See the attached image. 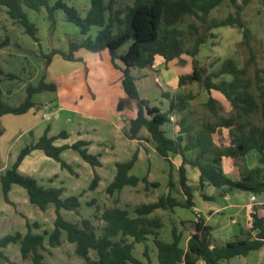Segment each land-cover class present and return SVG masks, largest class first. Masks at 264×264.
Listing matches in <instances>:
<instances>
[{
  "label": "trees",
  "instance_id": "obj_1",
  "mask_svg": "<svg viewBox=\"0 0 264 264\" xmlns=\"http://www.w3.org/2000/svg\"><path fill=\"white\" fill-rule=\"evenodd\" d=\"M226 0H134L132 6L125 9H115V0H90V8L86 15L82 16L75 6L69 5L65 0H0V6L6 7L9 16L22 24L26 32L36 41L38 28L31 22L25 8L41 11L46 8L48 19L52 27L57 24L58 11H64L66 20L76 24L81 33L86 37L81 42H71L69 51L54 49L45 58V71L37 85L27 87V97L19 105L13 106L5 101L4 92L0 86V136L4 134L1 118L7 114L23 115L32 109L40 110V104L33 101V96L42 92L58 91L56 82L48 81V69L55 55L71 62L80 60L76 53L85 49L93 53L108 51L114 68L122 73V87L126 98H120L117 105L119 112H124L128 102H134L137 106V116L129 121L125 129V136L130 140H145L142 132L147 130L150 134L149 141L155 144L156 152L170 164V177L174 165L172 155H181L182 165L178 169L179 185L186 197L185 201L177 198L161 196L156 202L136 206L132 212L128 208L113 207L102 213L105 222L103 232L99 236L91 219L82 218L80 221L71 222L64 218L62 211H73L79 214L82 206L83 195H71L64 198V188L44 187L38 179L20 171V165L24 159L35 150H41L46 156L61 164L62 168L72 174H76L72 164L63 158V152L72 149L80 154L82 159L91 167H101L100 155L92 154L85 140H78L72 145H56L57 139H68L69 133L62 131L58 136H50V127L36 141L25 146L18 155L16 162L4 173H0V183L4 200L14 205L10 199V192L14 184L26 189L29 200L41 211H47L51 205L55 206L56 218L54 229L36 233L34 229H40L37 222L30 223L27 220L28 232L23 234L16 232L0 238V261L6 260L9 264H18L12 261L3 250L9 245L19 244L22 258L31 259L33 264H44L46 240L52 248L63 244V234L67 233L68 242L75 244L76 254L83 258L87 264H144L134 256L137 243H144V256L148 264H152L151 247L148 244L150 238L158 251V264H196L203 260L206 264H219L222 260H230L237 256H246L250 252L258 251L264 247V216L257 211L252 213V226L246 238H236L225 245H216L213 239V228L206 223L204 218L197 220L181 221V226L189 230L191 237L187 248L182 247L183 231L176 225L172 227V241L162 239L164 220L162 217L153 216L158 209H173L185 207L193 209V189L188 184L187 166L200 170V188L205 189L206 183L222 193L234 190L249 192L260 196L264 194V168L259 166L249 168L245 163L246 156L256 151L261 165H264V124L254 125L250 121H242L255 112H261L264 120V78L258 76L256 88L258 95L251 90V82L247 79V69L240 68L233 58H227L222 62L220 69L215 72L200 64L198 59L202 46L210 39L216 37L215 29L223 27H238L243 30V43L249 49L254 58L253 31L244 18V9L254 0H229L235 8V12L225 18H212V12L222 6ZM264 5V0H260ZM108 14V15H107ZM186 17L195 19L188 25L189 34L194 39L190 48L186 46L185 33L180 24ZM92 27L100 30L95 38L90 36ZM128 45L126 52L120 50ZM183 55L192 58V73L179 77V86L183 87L191 83L201 84L209 93L213 90L221 92L236 110V116L222 119L217 122H206L197 131L194 126L182 127L184 130L177 138L168 136L164 128L171 122L170 114L175 111L184 112L188 108V98L178 96L170 103L169 112H163L158 106H152L150 101L143 98L138 88V77L134 70H152L156 58L161 56L166 65L183 60ZM184 63V60L182 61ZM0 74H4L0 69ZM224 76H230L231 79ZM216 79H220L216 81ZM208 106L213 113L217 112V100L210 96ZM183 122H187L185 118ZM220 128L231 130V144L218 146L214 135ZM187 134L188 138L184 135ZM148 141V142H149ZM188 152L194 156L188 157ZM231 158L236 161L239 168V179L234 180L224 171V160ZM139 160L137 150L132 158L116 164L117 174L114 181L107 187L106 192L114 196L125 187H136L142 181L151 185L147 176L140 178L132 175L131 171ZM100 175L95 172L90 185L94 191L99 187ZM159 187V183H152ZM169 185L173 186L170 178ZM228 186V188H224ZM205 199L213 200V197L204 195ZM87 202L92 206L94 203ZM255 232V235L252 233ZM97 254L92 259L91 252Z\"/></svg>",
  "mask_w": 264,
  "mask_h": 264
},
{
  "label": "rangeland",
  "instance_id": "obj_2",
  "mask_svg": "<svg viewBox=\"0 0 264 264\" xmlns=\"http://www.w3.org/2000/svg\"><path fill=\"white\" fill-rule=\"evenodd\" d=\"M54 1L52 0V2ZM65 1L69 5L75 6L82 16L86 15L91 5L90 0ZM106 2H109V0H106ZM238 3L242 4L243 0H238ZM133 4L134 0H115L114 7L115 9H125L127 6H132ZM25 11L31 22L38 28L39 43L26 32V28L22 24L9 16L6 7L0 6V69L4 72V74H0V85H2L5 92L4 99L15 106H19L26 99L27 87L29 85H37L43 76L45 71V58L43 55L50 54L54 49L69 51L71 42H81L86 38L76 24L66 20V15L62 10L57 13V24L55 27H52V23L48 19L46 8H43L39 12L28 8H25ZM234 12V6L229 0H226L222 6L212 12L211 17L221 19ZM244 18L253 31L254 58L246 45L242 44L244 40L243 30L238 27H223L213 31L216 37L210 39L202 46L198 59L200 64L206 67L209 72H215L220 69L225 59L233 58L240 68L247 69L246 77L251 82V90L254 94L258 95V89L256 88L258 82L257 75L259 74V77L264 78V5L262 2L254 0L246 6ZM193 22H195V19L186 17L185 21L179 25L184 30V37L188 48L194 42L188 28V25ZM99 30V27H92L90 36L95 38ZM127 49L128 45H125L120 52L124 53ZM82 53L87 54L90 51L83 49ZM104 53L101 54L102 56H96L97 59L88 57V64L83 62H66L61 56H58L54 69L55 74H57V78H55L57 79L56 83L62 85L61 92L58 94V92L47 91L35 94L33 101L42 105L41 111L14 116V118L20 120H17L16 127L11 128V125H7L10 129H8V134L3 138V149L6 150L11 140L14 139V131H20V128L28 127L35 123L37 125L34 130L36 136H42L48 127L51 128V134L55 136H58L62 131H67L71 136L69 142L77 141L81 134L84 140L92 141V151L95 154L98 153L97 150L102 143L110 146L118 143L117 137L120 135L119 133H123L126 126L125 121L129 124L130 119L137 116L138 109L134 102L129 101L123 114H119L117 111L118 100L121 98L120 96L125 97L126 93L118 77V72L120 71L112 67L109 52L104 51ZM182 59L184 63L182 62L183 60L178 59L171 62L170 65H166L163 60H158L152 70L136 69L133 71L139 78L138 88L141 96L148 99L152 106L160 107L163 112H169L171 101L175 100L178 96L188 98V108L184 112H172L170 116H173L175 120H171L164 127L171 138H177L184 130L182 127L193 125V132H197L206 122L214 123L236 116L237 114L230 101L217 90L209 93L199 83H191L180 87L178 83L179 77L193 71L192 58L188 55H183ZM224 77L231 79L230 76ZM219 80L216 79V81ZM60 96L62 97L61 103L64 106L63 110H60L58 107L55 108L53 105L55 102H59ZM210 96L217 100L216 113H213L208 106ZM46 106L50 108H45ZM44 112L49 114V119L43 120ZM184 118L187 122H183ZM242 121H250L257 126L264 124L262 114L259 111L248 117H243ZM142 135L145 137V140H143L144 143L141 142L139 144V148L140 146L145 147V145H148V153L152 154L154 163L153 183L160 184L161 182L162 186L156 190L153 188L157 187H154L152 183L147 187V184L143 182L141 183L142 190L140 195L137 198L129 200V195L123 194V203L122 197H118L117 194L111 196L106 192L108 179H104V182L101 185L99 184L100 186L96 190H90V185L94 178V174L91 173V166L87 164V168H84L73 163L76 174L68 173L74 178H78V172L81 173V178L77 179V185L72 192L77 191L78 194L83 195L82 206L79 214L63 210L62 214L66 220L76 222L82 218L91 219L96 227L97 234L101 236L103 227L105 226V222L101 216L106 209L119 206L128 208L133 214L134 208L143 204V201L158 199L164 196L169 189L167 188V184L170 178L172 182L179 181V174L175 168L172 169L170 177L168 171L170 169L169 162L156 152L154 142L148 140L150 139V134L147 130H144ZM184 135L188 138L187 134ZM27 137L28 140H31V135ZM214 138L218 146H228L231 144L232 139L231 130L220 128L214 135ZM27 142L25 139H22L20 143L15 144L12 152H20ZM175 156L172 155L173 158ZM191 156L193 157L194 154L188 152V157ZM64 159L67 162L77 159L84 161L80 154L74 150L66 152ZM120 159L122 160L124 157H120ZM50 160L57 164L56 161ZM105 161L106 164L102 173L108 176L115 159L110 155H105ZM228 161V159H225L224 163L229 165ZM256 161H258V156L255 152H250L246 156L245 163L248 167L253 166V163ZM234 162L236 164L235 160ZM257 164L259 165L258 162ZM149 167L150 162L146 159L137 164L136 168L132 170V174L138 177H146ZM162 169H165V172H162ZM18 187L22 188L21 186ZM151 188L154 195L150 192ZM179 188L181 191V187ZM195 189L200 190V186ZM116 197L119 199L117 200ZM249 198V194L245 192L241 194L239 191L234 190L230 200H225L223 197L216 195L215 202L223 206L238 202L242 206L249 202ZM177 199L185 201L184 193L179 192ZM92 201H94L92 206L87 205V202ZM126 201L130 204L125 205ZM5 204L2 184L0 183V238L22 230L23 226L20 228L18 224L19 222L21 223L22 218H25V210L27 211L26 214L29 213L31 215L33 221L41 225L40 229H34V231L43 233L45 230L52 231L54 229L56 218L54 205H51L45 213L39 212L37 214L36 210H33V208L29 210L25 205L19 209L20 211L15 210V207H10L7 210L1 207ZM183 208L185 207L178 208V215L184 218V220L192 218V209ZM10 212L12 216H9ZM230 213H236L241 218L240 222L246 225L248 211L245 207L231 209L225 215L215 216L208 224L215 228L214 238H216V242L219 245H225L235 240V236L240 235L239 229H237V226L230 219ZM4 215L7 217L5 220L2 218ZM172 227L173 223L168 220L162 229L161 237L166 242L172 241ZM148 244L151 247L152 264H158V251L153 243V238H150ZM182 246L185 247L186 242H183ZM75 247V244L68 242L66 232L63 234V244L60 247L52 248L47 238L46 249L42 251L45 255L44 264H87L83 258L76 254ZM144 250L145 244L137 243L134 249V256L144 262V264H148L144 256ZM3 251L12 261L18 264H33L31 259L24 260L22 258L19 244H12ZM91 257L93 260L96 259V252L92 251ZM0 264L9 263L1 259Z\"/></svg>",
  "mask_w": 264,
  "mask_h": 264
},
{
  "label": "crops",
  "instance_id": "obj_3",
  "mask_svg": "<svg viewBox=\"0 0 264 264\" xmlns=\"http://www.w3.org/2000/svg\"><path fill=\"white\" fill-rule=\"evenodd\" d=\"M82 50L83 49L79 50L76 53V57L79 58L80 60L75 61V62L67 61L65 59L64 60L66 62H71V63L83 62V63L88 64V62H89L88 61V57L89 58H96V56H100L101 54H105L104 52H101V53L90 52V53L85 54V53H82ZM58 56H60V55H55L54 56L52 64L50 65V67L48 69V81H50V82H56L57 81V79H55V78H57V76H56L57 74H55V69H54L55 67L54 66H55V61L57 60L56 58ZM158 60L159 61L163 60L165 62V60L161 56H158L156 58V61H158ZM111 63H112V61H111ZM170 64L171 63H169L168 65H170ZM112 67L114 68L113 64H112ZM114 69L117 70V71H120V70H118L116 68H114ZM118 77H119V80L121 82L122 81V73H121V71L118 72ZM0 86L2 87V85H0ZM2 89H3V87H2ZM61 90H62V85L58 84V91H56V92H58V94H59L61 92ZM3 92H4V89H3ZM120 97L121 98H126V96L125 97L124 96H120ZM61 102H62V97L60 96L59 97V102H55L53 104L54 107L55 108L58 107L60 110H63L64 106H63V103H61ZM8 103L11 104L10 102H8ZM11 105H13V104H11ZM117 105H118V103H117ZM13 106H15V105H13ZM45 108H50V107L46 106ZM37 111H39V110L32 109L28 113H30V112L36 113ZM40 111H41V109H40ZM123 113L124 112H119V114H123ZM14 116H18V115L7 114V115L2 116V118H1L2 127L4 129V134L0 136V173H4L8 168H10L16 162L19 153L24 148L23 147L21 149V147H20V149H21L20 152L16 151L15 153H13L12 152L13 151V147L15 146L16 143H20V141H22V139H25V141H28L27 144H26V146H27L31 142L36 141V140H38L41 137V136H36L34 134L35 127L37 126L36 123H35V124H32L33 126L30 125L28 127L20 128L19 129L20 131H14V134H13L14 135V139L11 140V142L8 145L6 150L3 149V143H4L3 138H4V136H6L8 134V132H9L8 129H10L7 125H11L10 126L11 128L12 127H16L15 124L18 123L17 120H20V119L14 118ZM47 119H49V114L44 112L43 113V120H47ZM98 119H99V117H98ZM125 123H126V126H125V128L123 130V133L122 134L119 133L120 135L117 137L118 143H115V144H113L111 146L107 145L105 143H102L100 145V147L98 148V150H97L98 153H96V154L93 153V151H92V141H88L90 143V145L88 146L89 151L92 154L100 155V160L102 161V166L101 167H96V168L91 167V173L92 174L95 175V172H97L100 175V178H101L100 185L102 184V182H104L103 181L104 179H108V181H107V187H108L114 181L115 176L117 174L116 164L118 162H125V161L130 160L132 158L133 154L137 150L139 151V160L137 161V163H136L134 168H136L138 163H141L142 161L147 159L150 162V167L148 169V173H147L146 176H147V178H148L150 183L154 182V180L152 178L153 172H154V169H153L154 163H153V160H152V154L148 153V151H149L148 150V145H145V147L140 146V148H139V144L141 142H143V140L139 141V140H130V139H128L125 136V129L128 127V124H127L126 121H125ZM95 130L97 131V129H95ZM143 132H142V134H143ZM51 133L52 132H51V128H50V132H49L50 136H55V135H52ZM28 135H31V140H28V137H27ZM79 136H80V138L78 140H84V138H83V136L81 134ZM70 138H71V136L69 134V138L68 139L60 138V139H57L55 143L58 146L72 145L76 141L75 142H69ZM85 141H87V140H85ZM71 150L72 149L65 150L63 152V158H64L65 153L68 152V151H71ZM252 152H255L257 154L258 161L254 162L253 166H251L249 168H255V167H259V166L264 168V165H261V163H260L258 153L256 151H252ZM105 155H110V156L114 157V159H115L114 164L110 168L111 171L109 172L108 176H105L102 173V170L105 168V164H106ZM120 157H124V159L121 160ZM50 159H52V158L46 156L43 151L35 150L29 156H27L24 159V161L20 165V171L23 172L24 174H27V175L35 177L36 179H38L40 184L42 186L46 187V188H48V187L64 188L65 189L64 190V194H63L64 198L69 197L71 195H81V194H78L77 191L72 192V190H74L76 185H77V183H76L77 179L81 178V173L78 172L79 173L78 178H76V177L74 178L71 174L68 173L69 172L68 170L62 168L60 163H58L56 161L57 162V164H56V163L52 162ZM227 159L229 160L228 163H230V164L226 165L224 163V171H225V173L227 174L228 177H230V178H232L234 180L239 179L240 173H239L238 166L235 164L233 159H231V158H227ZM52 160H54V159H52ZM171 161H172V163L174 165V168L178 172V169L180 168V166L182 165V162H183L182 156L181 155H176L174 158L171 156ZM85 162L86 161H81L79 159H77L75 161L74 160L73 161L72 160L68 161V163H70L72 165H73V163H75L78 166L87 168V166H88L87 164L88 163L87 162L85 163ZM257 162L259 163V165L257 164ZM169 168H170V164H169ZM166 171H167V169H166ZM168 171L170 173V169H168ZM162 172H165V169H162ZM131 174H132V171H131ZM187 177H188V184L190 185V187L194 191L193 192L194 193L193 201L195 203V207L191 210L192 211L191 214H192L193 217L192 218H187V219L184 220V218H182L180 215H178L179 213H177L179 211L178 210L179 207H175L173 209H158L153 214V216H159V217L163 218L164 227L166 225V222L168 220H170L173 223V225H176L179 228L180 231H183L182 243L186 242V246L185 247L182 246V247L187 248L188 241H189V239L191 237V233H190L189 230H186V229H184V227L181 226V221L197 220L198 219V215H200V217L204 218L206 220V223L208 224V222L211 219H214L215 216H218V215H221V214L225 215V213L227 214L231 209H241V207H245L247 209V211H248V219L246 220V225H243L240 222L241 218L238 215H236V213H230L231 221L237 226V229H239V231H240V235L239 236L238 235L235 236V239H236V238H246L247 237L248 232H249V230H250V228L252 226V213L254 211H257L260 216H264V194L260 195V196H256L255 194H252V193H249V192H245V193L250 195L249 202L247 204L241 206V204L237 202L235 204L223 206V205L217 204L215 202L216 195H219L220 197H223L225 200H230L231 197H232V194L234 193V191L221 194L222 190L217 189L214 186L209 185L208 183H206V186H205V189H204L205 191L202 190L201 188H200V190L195 189L200 184V170L198 168L190 167L189 165L187 166ZM140 178L142 179L144 177H140ZM141 183H143V182L141 181L138 184V186H136V187H133V186L125 187L120 193L117 194V196L120 197V198L122 197L123 203H124L123 196H122L123 194L129 195V200L137 198L140 195L141 190H142L141 189L142 188ZM172 184H173V186H170L169 182H168L167 188H169V189L166 192L165 196L171 195L174 198H178V193L179 192H183L182 190L180 191L179 181H177V182L173 181ZM18 186L19 185L14 184L13 187H12V190L10 192V195H9L10 199L14 203V205L9 204V203H7L5 201L6 204L2 205L1 207H4L7 210H9L10 207H13V208L15 207L16 208L15 210L20 211L19 209L21 207H23V205H25L26 207H28L29 210H32V208H33V210H36L37 214L39 212H44V213L46 212V211H41L37 206L32 204L30 202V200H29V196H28V193L26 192V189L23 188V187H22L23 189L19 188ZM160 186H162L161 182H160ZM144 187H145V185H144ZM159 187L153 188V189L157 190ZM236 191H238V190H236ZM150 192L153 194L152 188H151ZM239 192L241 194H243L244 191H239ZM204 195H206L208 197H213L214 199L213 200L205 199ZM118 197H116L117 200L119 199ZM254 197H256L255 200L253 199ZM158 199H152V200H149V201H143V204L154 203ZM185 199H186V197H185ZM81 201H82V198H81ZM126 204H130V203H128V201H126L125 205ZM183 209H185V208H183ZM26 212L27 211L25 210V213H24L25 218H22L21 223L19 222V224H18L20 228H22V226H23V228H22V230L16 231V232H21L23 234H26L28 232V228H27V224H26L27 220H29L30 223H34L35 222V221L32 220L31 215H29V213L26 214ZM9 216H12L11 212L9 213ZM2 218H4V220H5L7 217L4 215V216H2ZM208 225H210V224H208ZM212 228H213V239H214V242H215L216 245H219L216 242V238H214L215 228L214 227H212ZM34 232L40 233L39 231H34ZM252 234L255 235V232H253ZM182 243H181V245H182ZM9 247H10V245L7 248H9ZM252 253H254V254H252ZM196 264H206V263L203 260H198ZM219 264H264V247L261 248L258 251L250 252L246 256H237V257L232 258L230 260H222Z\"/></svg>",
  "mask_w": 264,
  "mask_h": 264
},
{
  "label": "built area",
  "instance_id": "obj_4",
  "mask_svg": "<svg viewBox=\"0 0 264 264\" xmlns=\"http://www.w3.org/2000/svg\"><path fill=\"white\" fill-rule=\"evenodd\" d=\"M171 120H172V121H174V120H175L173 116H171ZM253 199L255 200V199H256V197H254ZM199 217H200V215H198V218H199Z\"/></svg>",
  "mask_w": 264,
  "mask_h": 264
},
{
  "label": "water",
  "instance_id": "obj_5",
  "mask_svg": "<svg viewBox=\"0 0 264 264\" xmlns=\"http://www.w3.org/2000/svg\"><path fill=\"white\" fill-rule=\"evenodd\" d=\"M224 188H228V186H225ZM220 190H222V189H220Z\"/></svg>",
  "mask_w": 264,
  "mask_h": 264
}]
</instances>
